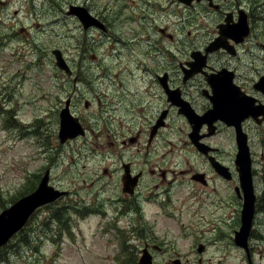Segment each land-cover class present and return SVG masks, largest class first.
Listing matches in <instances>:
<instances>
[{
  "label": "rangeland",
  "instance_id": "374dc122",
  "mask_svg": "<svg viewBox=\"0 0 264 264\" xmlns=\"http://www.w3.org/2000/svg\"><path fill=\"white\" fill-rule=\"evenodd\" d=\"M90 1L96 4L90 9L97 13L106 3ZM117 1L121 5V0ZM255 1H261L264 17V0ZM71 3L83 4L84 0H0V212L37 191L46 176L48 186L61 191L54 200L34 210L0 246V264H138L146 253L154 257L155 264H264V208L254 219V234L245 249L235 242L244 209L236 192L238 182L226 190L225 182L217 178L207 158L192 144L187 119L176 110L171 111L168 126L159 136L156 129L149 149L144 147L134 156L138 166L134 171L143 173L139 188L134 195L123 191L124 169L119 163L123 152L126 161L135 153V143H129L123 151L118 143L103 148L93 142L104 140L101 130L106 124L118 134L135 135L145 124L155 121L166 107V100L157 86L147 93V85L128 82L130 53L126 49L120 55L104 50V45L115 40L103 37L96 29L83 32L82 21L67 15H75L69 13ZM178 8L179 1L171 0L170 6H156L155 10L162 15L171 13L173 25L174 10ZM110 12L113 34L134 38L139 28L136 19L130 17L132 5L122 10L110 7ZM98 14L106 15L108 21L105 11ZM188 24L193 30L191 21ZM256 24L264 34V21ZM170 29L181 33L176 25ZM205 36L193 34L190 39ZM55 49L62 51L71 73L59 68ZM82 49L87 58L80 64L78 51ZM136 53L146 59L140 48ZM259 53L256 62L264 71V52ZM176 54L171 52V62L177 60L171 72L179 83L178 60L186 56ZM247 73L254 76L255 71L249 69ZM134 77H138L135 68ZM118 83L131 88L132 96L133 92L142 95L150 111L139 106L138 113L129 108L126 112L116 98L110 101L109 112L101 110L99 95L113 90ZM87 91L90 93L85 98ZM72 95L77 112L86 116L79 120L84 134L63 141L57 108L59 114ZM103 116H112L113 124L102 121ZM90 126L95 131L86 135ZM253 127L259 193L264 191V141L258 133L262 134L264 124ZM215 136L211 145L225 149L227 152L219 151L218 157L231 165L236 146L231 144L229 130ZM120 139L113 138L115 142ZM146 139L142 133L139 140ZM161 171H167L166 181ZM202 171L209 176L208 184L191 178V172ZM129 199L131 206H126ZM158 201L166 206L159 207Z\"/></svg>",
  "mask_w": 264,
  "mask_h": 264
},
{
  "label": "flooded vegetation",
  "instance_id": "af4514ba",
  "mask_svg": "<svg viewBox=\"0 0 264 264\" xmlns=\"http://www.w3.org/2000/svg\"><path fill=\"white\" fill-rule=\"evenodd\" d=\"M170 1L121 0V5L118 6L117 0H106L105 5L98 13L105 11L108 21L106 15H99L97 11L90 9L91 6L96 5H92L94 1L84 0L83 4L71 3L69 5V8L72 5L77 6L74 9L76 13L85 7L100 21L99 26L85 27L86 29L84 28L83 32L96 29L103 37L108 36L115 40L114 43L110 42L111 45H104V50H111V52L120 55V52L126 53V49L127 53H130L132 67L130 71H127L129 75L128 82H133L135 85H147L145 88L147 93L157 86L161 91V96L164 95L167 104L154 122L145 124L140 130L136 131L135 135L118 134L106 124L105 130H101L104 140L93 143L96 145L101 144L103 148L106 146L112 147L114 143H118L123 151L129 143H135L132 145V147H135V153L126 161L123 152L119 163L124 169V172L121 173L124 187L127 181H137L133 192H126L123 187L124 192L134 195L139 188V181L143 175L142 171H134L137 166L134 156L139 154L144 147L147 150L149 149L150 146L148 145H151L156 129L158 128L157 136L163 127L168 126L171 111L176 110L187 119L191 127L188 134L192 144L207 158L217 178H221L225 182L226 190L234 185V181H237L239 186L236 187V192L242 198L243 204L246 196H254V212L248 236L249 241L251 235L254 234V218L264 208V191L260 190L259 193L257 191L256 178L260 173L255 166L256 158L252 148L254 133H251L254 128L253 124L257 127L264 124V85L261 83L262 78H264V71L258 68L260 63L256 62L260 59L259 52H264V34L256 24L264 21V17L261 16V1L192 0L191 3H186L183 0H178L181 8L174 10L176 21L173 25L170 22L171 13L162 15L155 10L156 6L161 9L170 6ZM130 4L133 7L130 17L136 19L139 29L134 32V38L114 35L113 26L109 22L110 7L116 6L119 10H122ZM197 6H201L202 9H196ZM67 15L77 18V20L80 19L77 14ZM189 21H191L193 30L188 27ZM175 25L179 27L181 33L171 31L170 26ZM186 28H189V30L184 33ZM156 30L159 31V36ZM202 33L207 36L194 40L190 39L193 34L199 35ZM136 48H140L146 59H140V54L136 53ZM171 52L174 56H177L176 53L186 56L183 61L180 60L184 57L178 60L180 68L179 83L171 72V65L177 62L175 59L173 63L171 62ZM78 53L81 58L80 64L84 63L87 58L85 49L79 50ZM261 57L264 59V56ZM93 59H96V55H93ZM255 62L257 66L254 65ZM134 68L138 72L137 78L134 77ZM249 69L255 71L254 76L248 75ZM121 82H123L122 79ZM85 89L87 90V88ZM130 91L131 88L127 85L118 83L113 90L99 93V107L101 110L104 109L105 112H109L110 101L116 98L126 112L129 108L131 112L138 113L139 106H141L148 113L150 104L145 102L139 93L133 92L135 96H132V94H129ZM92 92L96 94L95 91ZM89 93L90 91H87L83 97L86 98ZM68 98L69 102L66 104H68L71 114L79 120H84L86 116L82 113L81 116L76 110L77 104L74 102V96ZM89 103L90 100L85 105L87 106ZM218 103L227 105V108H218ZM66 104L61 108L59 114L60 107L57 108L60 122L61 113L67 107ZM145 119L147 118L145 117ZM114 120L112 116H103L102 121L113 124ZM224 130H229L231 144L234 143L236 146L235 159L231 165L218 157L219 151H227L219 145H211V139ZM94 131L93 126H90V130H87L86 135H90ZM142 133L147 136L145 142L139 140ZM258 135L260 141H264V131L262 134L258 133ZM239 136L246 137L251 159V164H248L251 170V180H248L247 169L249 166L239 156ZM117 137H121V139L115 142L113 138ZM94 138L96 137L94 136ZM208 138H210L207 140L208 142L205 141ZM105 151L102 156L106 154ZM113 160L112 162L116 163L117 160L115 158ZM170 172L174 174V171ZM191 175L194 180L200 178L206 181V184L209 182V176L207 177L205 171L191 172ZM161 176L163 181H166L167 171L166 173L161 171ZM242 176L246 177L245 180ZM259 178L260 176H258ZM262 183L264 184V177ZM130 199L127 201L126 206H128ZM157 204L159 207L166 206V203L161 201H158ZM111 217L114 220L116 219L112 215ZM149 248L153 249L154 247L150 245ZM245 249H248V247ZM146 254L151 257L152 264H155L154 257L149 253Z\"/></svg>",
  "mask_w": 264,
  "mask_h": 264
},
{
  "label": "water",
  "instance_id": "95a60500",
  "mask_svg": "<svg viewBox=\"0 0 264 264\" xmlns=\"http://www.w3.org/2000/svg\"><path fill=\"white\" fill-rule=\"evenodd\" d=\"M186 3H191L192 0H183ZM75 8L77 6H71L69 9V13H75L79 16L82 21L84 27L96 25H100V21L95 18L90 12L85 8H81L80 10L75 12ZM80 8V7H79ZM53 53L56 56L57 65L59 68L65 70L67 73H71V69L66 63L62 51L60 49H55ZM261 83L264 85V78H262ZM225 106V107H224ZM225 104H219L218 108H227ZM74 123V125H72ZM84 134V128L79 123V119L73 116L70 112L69 107H65L61 113V130L60 137L64 141L66 138H75L76 136ZM66 139V140H67ZM66 142V141H65ZM240 142V153L242 160L248 165L251 164L249 148L246 142V137L239 136ZM248 180H251V170L250 165H248ZM244 172V171H243ZM246 172V171H245ZM245 180V176H242ZM136 180L134 182L127 181L125 183L124 190L129 192H133V188L136 185ZM48 176L43 179L41 186H39L37 191L22 197L10 207L4 209L0 213V246L7 242V240L12 236L17 230H19L28 220L33 211L38 207L47 202L54 200L59 194L60 191L55 190L52 187L47 185ZM51 191V193H48ZM6 212V213H5ZM254 212V196H246V200L244 202L243 209V217H242V226L238 232H236L235 242L245 248L248 246V236L250 232V228L252 225ZM6 221V222H5ZM4 222V223H3ZM8 222V223H7ZM139 264H152L151 257L146 254V258L139 262Z\"/></svg>",
  "mask_w": 264,
  "mask_h": 264
},
{
  "label": "trees",
  "instance_id": "16d2710c",
  "mask_svg": "<svg viewBox=\"0 0 264 264\" xmlns=\"http://www.w3.org/2000/svg\"><path fill=\"white\" fill-rule=\"evenodd\" d=\"M7 259H4V260H2L3 262H5Z\"/></svg>",
  "mask_w": 264,
  "mask_h": 264
}]
</instances>
